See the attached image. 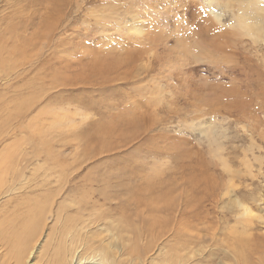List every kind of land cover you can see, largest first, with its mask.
Returning <instances> with one entry per match:
<instances>
[{
    "label": "rangeland",
    "instance_id": "obj_1",
    "mask_svg": "<svg viewBox=\"0 0 264 264\" xmlns=\"http://www.w3.org/2000/svg\"><path fill=\"white\" fill-rule=\"evenodd\" d=\"M240 8L261 18L257 29L239 26ZM257 8L264 0H0V226L19 223L35 198L46 202L43 222L31 224V264H61L62 235L85 242L90 230L98 236L81 248L83 260L114 251L117 264H164L181 223L179 235L194 230L186 264H257L264 254ZM102 58L116 70L92 77ZM104 183L116 186L107 194L120 199L112 206L99 193ZM135 191L179 198L181 216L163 215L175 219L161 230V214L123 205ZM95 213L111 218L99 223ZM149 222L161 224L156 236L135 242L132 227L143 232Z\"/></svg>",
    "mask_w": 264,
    "mask_h": 264
},
{
    "label": "bare ground",
    "instance_id": "obj_2",
    "mask_svg": "<svg viewBox=\"0 0 264 264\" xmlns=\"http://www.w3.org/2000/svg\"><path fill=\"white\" fill-rule=\"evenodd\" d=\"M194 1V0H193ZM239 1V0H238ZM253 5H256L257 6V4H253ZM256 10H262V11H264L263 9H261V8H257ZM239 11H240V17H239V26H241V28L242 29H247V30H249V31H253V30H255V29H257L258 27H259V23H258V20L259 19H261L259 16H257V15H247L248 14V12H247V14H246V12H245V10L243 9V8H240L239 9ZM253 14V13H252ZM204 17V16H203ZM258 19V20H257ZM207 22H209V21H207ZM206 22V23H207ZM249 22H254L253 24H251V23H249ZM209 24V23H208ZM207 25V24H206ZM208 26H211V25H208ZM263 26V25H262ZM203 27V26H202ZM204 28V27H203ZM198 29H200L199 27H198ZM210 29V28H209ZM48 30V29H47ZM204 30V29H203ZM213 30H215V29H213ZM210 31V30H209ZM206 32V31H205ZM211 32H212V37H216V36H221L222 34H224L222 37H226L227 35L226 34H230V35H232V36H236V34L235 33H226V32H223L222 34L221 33H219V34H217L216 35V33H213L214 31H212L211 30ZM204 34V33H203ZM207 34H209V33H207ZM159 35V34H158ZM202 35V34H201ZM205 35V34H204ZM203 35V36H204ZM214 35V36H213ZM221 39V38H220ZM156 40H155V38H152V41H151V43L152 42H155ZM207 41V40H206ZM219 41V40H218ZM204 42V41H203ZM213 42V41H212ZM216 42H217V40H216ZM233 42V41H232ZM213 43H215V41L213 42ZM219 43V42H218ZM218 45V47L220 48V47H222L220 44H217ZM217 47V48H218ZM223 48V47H222ZM142 49V48H141ZM130 56V55H129ZM129 56H127V57H129ZM131 60H135V59H133V58H130ZM104 60V58H102L99 62H100V67L98 68V66H99V64H98V62H96L97 64H98V66H97V70L95 71V69H93V72L91 73V76L92 77H96V76H98V75H106L108 72H111L112 70L114 71V70H116V67L115 66H113V65H109V66H105L104 64L103 65H101L102 64V61ZM105 61V60H104ZM107 62V61H106ZM185 62V61H184ZM123 63V62H122ZM106 64V63H105ZM116 64H119V61H118V63H116ZM120 65H121V63H120ZM96 66V65H95ZM119 66V65H118ZM91 71H92V69H91ZM220 100V99H219ZM247 102V101H246ZM245 106H247V105H245ZM242 109H243V107L242 106H240V109H239V111L241 112L242 111ZM20 114V113H19ZM18 114V115H19ZM12 153H10L7 157H9L10 155H11ZM188 158H190V156H188ZM206 160V159H205ZM202 161V160H201ZM203 162V161H202ZM201 163V162H200ZM201 165V164H200ZM208 165V164H207ZM211 165V164H210ZM214 166V165H213ZM212 167V166H211ZM207 171H208V169H206ZM14 171V170H13ZM202 171H204V170H202ZM206 171V172H207ZM15 172H17V171H15ZM15 172H13V176H12V174H11V177H13V179L14 180H18V179H20V178H18V174L17 173H15ZM210 172V171H209ZM212 172V171H211ZM209 174V173H208ZM206 175H207V173H206ZM206 180H208V179H210V177L207 175V176H205L204 174L202 175ZM202 177V179L203 180H201V181H204V178ZM213 178V177H212ZM215 179V178H214ZM88 181L89 182H96V181H94L93 179H88ZM144 181V180H143ZM212 181H214V180H212ZM147 182V181H146ZM215 182V181H214ZM148 183H149V181H148ZM171 183V182H170ZM206 183V182H205ZM208 183V182H207ZM105 185H104V188L102 187V189L101 190H99V193L101 194V195H104V197H105V200L106 201H108V203L112 206V202L113 201H120V199L119 198H117V200H115L116 198V194H114V196L113 195H110V196H108L109 194H108V190L109 189H112L113 190V192H115L116 191V186L115 187H111V186H109V185H107V183H104ZM147 184V183H146ZM189 184V183H188ZM149 185V184H148ZM42 186V185H41ZM142 186V185H141ZM147 186V185H146ZM205 186V185H204ZM214 186V185H213ZM121 187H123V186H121ZM124 187L126 188V186L124 185ZM133 187V186H132ZM142 187H144V186H142ZM40 188V187H39ZM146 188V187H145ZM186 188V187H185ZM185 188H184V190H185ZM194 188V187H193ZM207 188V187H206ZM38 189V188H37ZM15 190V188L13 189V191ZM139 191H141L140 189H138ZM148 191V190H147ZM169 191V190H168ZM188 191H189V189H188ZM192 191V190H191ZM190 191V192H191ZM43 193V192H42ZM41 193V194H42ZM69 193V192H68ZM70 193H72L71 191H70ZM110 193V192H109ZM108 194V195H107ZM145 193H140V192H138V191H135V192H133L132 194H131V197L129 196V199L127 200L126 199V201H122L123 202V205L124 206H128V205H131V204H134L133 206L135 207V206H137V208H141L140 209V215L142 214V213H146V212H148L147 214L149 215V213L152 215L153 213H156V214H161L162 216L163 215H165L166 217H167V215H170V217H171V214L172 215H177L178 213H179V216H181V208L180 207H178V205L176 204V199H179V198H174L173 196H171L170 195V197H169V194H166V193H164L163 195H161V196H158V197H154V198H152V199H146L145 198V195H144ZM189 194V193H188ZM184 195V194H183ZM195 195V194H194ZM69 196V195H68ZM85 197V196H84ZM34 199V198H33ZM36 200L33 202V203H31V204H29V205H31V208H29L28 209V211L26 212V214L22 217V219H21V221L19 222V223H14V225L13 226H10V227H8L7 229H5L4 227H1L0 226V264H9V263H13V264H31L30 263V257H31V255H34V248L33 249H30V245L31 244H33V242L35 243V241H31V244L28 246L27 245V243L30 241V239H31V237H34V232H33V234H32V226L34 225V224H36L39 220H41L42 222H43V219H40L41 217H43L42 215H45L46 214V212H47V209H45V208H43V205L46 203V202H43V201H41V200H39V199H37V198H35ZM119 199V200H118ZM184 199V198H183ZM191 200V199H190ZM203 200V199H202ZM204 200H205V198H204ZM184 201V200H183ZM207 201V200H206ZM30 202V201H29ZM83 202V204H87L86 202H85V200H83L82 201ZM104 202V201H103ZM179 202V201H178ZM195 202V201H194ZM180 203V202H179ZM196 203V202H195ZM237 203V202H236ZM187 204V203H186ZM238 204V203H237ZM184 206V205H183ZM203 206H204V203H203ZM235 206V205H234ZM240 206V205H239ZM238 206V207H239ZM116 207V206H115ZM129 207V206H128ZM60 208V207H59ZM201 208V207H200ZM205 208V207H204ZM207 208V207H206ZM60 209H62V208H60ZM87 209V208H86ZM199 209V208H198ZM115 210H116V208H115ZM120 210V209H119ZM125 210V209H124ZM126 211V210H125ZM202 211H204L203 209H202ZM247 211V210H246ZM123 212V211H122ZM128 212V211H127ZM80 213V212H79ZM79 213H77V214H79ZM136 213V212H135ZM199 213V212H198ZM201 213V212H200ZM202 213H204V212H202ZM92 214V213H91ZM125 214V213H124ZM137 214V213H136ZM146 214V215H147ZM76 215V214H75ZM147 215V216H148ZM161 215H158V216H161ZM93 216L95 217V218H97L98 220H99V223H101V222H103V221H105L107 218H111V216H107V217H105L103 214H102V216L101 215H98V213L96 214H93ZM157 216V217H158ZM161 216V219H162V225L161 224H157L156 222H153V224L151 225L150 224V222H149V225H146V226H144V228H145V230L143 231V232H141V231H139L138 230V228H135L134 226H133V224H132V228H133V230L131 231V233L132 234H134L135 235V237H136V240H135V242H139V239L140 238H142L143 236H141L140 237V235H146V236H144V237H152L153 236V234H155L154 233V231L153 230H156L157 231V226H160L161 225V227H159L161 230L162 229H164V230H167V226L168 225H170L171 223H169V222H172V220L173 219H175L174 217H173V219H171V218H164V216L162 217ZM193 215L191 214L189 217H192ZM73 216L72 215H70L66 220L67 221H71V220H73V218H72ZM123 217V216H122ZM143 217V216H142ZM145 217V216H144ZM143 217V218H144ZM169 217V216H168ZM44 218V217H43ZM76 218V216L74 217V219ZM126 218H128V216L126 217ZM142 218V219H143ZM159 218V217H158ZM157 218V219H158ZM177 218V217H176ZM202 218V217H201ZM34 219V220H33ZM36 219H39V220H37V222L35 221ZM145 219V218H144ZM181 219H183V218H181ZM199 219V218H198ZM179 220H180V218H179ZM200 220V219H199ZM33 221H34V224L33 225H31L32 223H33ZM122 221H123V219H122ZM141 221V220H140ZM144 221V220H143ZM152 221V220H151ZM177 221V220H176ZM36 222V223H35ZM113 222H115V221H113ZM178 222H182L181 220L180 221H178ZM177 222V223H178ZM188 222H189V219H188ZM148 223V222H147ZM193 223V222H192ZM179 224V223H178ZM181 224H184V223H181ZM180 224V225H181ZM185 224H187L188 225V223H185ZM189 224H191V223H189ZM39 226L40 225H42V223H40V224H38ZM37 225V226H38ZM144 225H145V223H144ZM173 225V224H172ZM171 225V227L172 228H174V226H172ZM176 225V224H175ZM180 225H178V228L177 229H179L178 231H180ZM182 226V225H181ZM191 226V225H190ZM193 226V225H192ZM33 227H35V225L33 226ZM169 227V226H168ZM170 227V228H171ZM176 227H177V225H176ZM186 227V226H185ZM143 228V227H142ZM143 228V229H144ZM171 228V229H172ZM187 228H189V226H187ZM186 228V229H187ZM38 229V228H37ZM36 229V230H37ZM176 229V230H177ZM181 229H182V227H181ZM161 230L158 232L160 235L162 234V235H166V233H160L161 232ZM176 230H174L175 232H174V235H173V240L175 241V243L174 244H172V246H170L169 245V247L168 248H166L165 249V246H164V252H165V257H164V264H186V263H188V262H190V261H186V260H190V258H188L187 256V259L186 260H183V259H185V258H183L184 256V252L188 249L187 247H189L190 246V244H192V241H193V237H194V235H193V233H194V230H193V228L191 227V229L189 228V230H185L184 229V231L183 232H185V233H183L184 234V237H183V235H179V233H176ZM106 231H109V229H106ZM169 231V232H168ZM167 232L168 233H170L171 231L170 230H168ZM172 231H173V229H172ZM130 232V231H129ZM166 232V231H165ZM181 232V231H180ZM176 233V234H175ZM112 235L111 236H109V237H111L110 239H112V238H114L115 239V236H114V233H111ZM157 234V233H156ZM156 234H155V236H156ZM158 234V237L160 236ZM170 234H172V232L170 233ZM32 235V236H31ZM169 235V234H168ZM167 235V236H168ZM185 235H188V236H190V239L188 240L187 238H185ZM31 236V237H30ZM65 235H62V237L60 238V242L59 243H61V246H63L62 248H61V250L59 251H57V254H58V252H59V254L57 255V259H58V261L61 263V264H117L116 263V260L115 259H117V258H113L111 255H114V254H116V252L114 253V251H113V253L110 255L109 254V256L107 257V256H105L106 255V253H105V255L104 256H102L101 257V259H96V258H90V259H85V260H83L82 258H81V252H82V247H84V246H86V245H88L90 242H93V238L95 237V236H98L97 234H96V232H92V230H90V233H89V236L87 235V237L85 238V242H84V238H82L80 235H78L77 236V234L76 235H71L70 237H68V236H65ZM167 236H166V238H167ZM170 236V235H169ZM172 236V235H171ZM183 237V238H185L186 240H188V242H184V239H182V241L184 242H182L181 241V237ZM162 237V236H161ZM160 237V238H161ZM34 238H36V237H34ZM163 238H165L164 236H163ZM172 238V237H171ZM171 238H170V240H171ZM162 239V238H161ZM32 240V239H31ZM69 240V241H68ZM165 240V239H164ZM173 241V242H174ZM261 241V240H260ZM173 242H171V243H173ZM100 243H104V240L103 241H100ZM261 243H262V245L264 246V241L262 242L261 241ZM110 244V243H109ZM163 244V243H162ZM161 244V245H162ZM103 245V244H102ZM108 245V244H107ZM135 245H136V243H134V247L132 248V251L136 248L135 247ZM160 246V245H159ZM32 247H34V245L32 246ZM108 247V246H107ZM110 249L111 250H116V247L114 246V244H110ZM59 249H60V247H58ZM103 248L104 249H106V246L104 247L103 246ZM103 248H101V249H103ZM187 248V249H186ZM100 249V250H101ZM104 249L103 250H101V251H104ZM109 249V248H108ZM190 249H191V247H190ZM137 250V249H136ZM189 250V249H188ZM105 251H107V249L105 250ZM104 251V252H105ZM130 251H131V249H130ZM131 251V252H132ZM108 252V251H107ZM186 253H187V251H186ZM193 253V252H192ZM139 254V253H138ZM189 254V253H188ZM262 256L261 257H259L258 258V261H257V264H264V254H261ZM189 256V255H188ZM190 256H192V254L190 255ZM189 256V257H190ZM205 256V255H204ZM117 257V256H116ZM193 257V256H192ZM191 257V258H192ZM195 257V256H194ZM197 258V257H196ZM201 258V257H200ZM202 258H204V257H202ZM192 259H194V258H192ZM226 259V258H225ZM225 259H223V260H221V261H219L218 263H216V264H251V262H250V260H251V258H240L239 259V261L238 262H231V260H225ZM231 259V258H230ZM195 260V259H194ZM193 261V260H192ZM196 261V260H195ZM233 261V260H232ZM208 262V261H207ZM212 262V261H211ZM120 263V262H119ZM118 263V264H119ZM197 263H198V261H197ZM191 264V263H190ZM194 264H195V262H194ZM205 264V263H204ZM207 264V263H206Z\"/></svg>",
    "mask_w": 264,
    "mask_h": 264
}]
</instances>
